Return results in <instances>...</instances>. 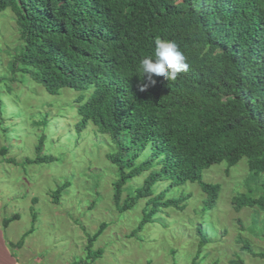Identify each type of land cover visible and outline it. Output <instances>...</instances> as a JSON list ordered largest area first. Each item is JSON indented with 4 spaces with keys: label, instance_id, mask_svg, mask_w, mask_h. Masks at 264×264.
<instances>
[{
    "label": "trees",
    "instance_id": "16d2710c",
    "mask_svg": "<svg viewBox=\"0 0 264 264\" xmlns=\"http://www.w3.org/2000/svg\"><path fill=\"white\" fill-rule=\"evenodd\" d=\"M8 9L21 41L12 74L27 75L52 96L65 89L78 93L72 106L76 135L93 126L115 146L106 155L118 170L115 203L130 179L148 173L120 208L148 199L138 231L162 207L182 209L187 199L163 202L165 193L153 191L157 183H199L206 213L221 189L203 182L211 166L247 159L249 171L264 176V0H0V13ZM156 39L176 41L186 56L189 68L174 81L153 74V84L140 71L143 58L154 59ZM4 94L0 89V108ZM42 123L48 127L46 119ZM46 139L39 137L35 158L25 164L56 161L42 152ZM60 193H54L56 201ZM233 203L264 212V195ZM104 227L88 240L89 260L102 255L89 252ZM199 236L197 257L209 243L200 229Z\"/></svg>",
    "mask_w": 264,
    "mask_h": 264
},
{
    "label": "rangeland",
    "instance_id": "374dc122",
    "mask_svg": "<svg viewBox=\"0 0 264 264\" xmlns=\"http://www.w3.org/2000/svg\"><path fill=\"white\" fill-rule=\"evenodd\" d=\"M20 47L14 14L5 10L0 13V89L5 93L0 108V229L20 264H234L239 258L245 264H264V258L254 255L264 253V212L258 206L237 209L233 203L238 197L259 200L264 195V176L251 173L247 159L203 172V182L221 187L215 207L206 213L207 196L199 183L172 188L169 181L157 183L153 191L165 193L163 202L187 199L182 209L162 207L138 231L148 199L127 211L120 208L148 173L130 179L116 204L118 170L106 157L115 150L111 138L93 126L76 135L72 106L77 92L65 89L52 96L27 75H13L11 64ZM42 134L47 138L43 154L56 161L25 164L35 158ZM56 191L61 192L58 201ZM15 215L18 220L4 228L3 221ZM102 225L89 252L101 250L102 255L89 260L88 240ZM199 229L209 243L197 257ZM19 241L22 247L16 245Z\"/></svg>",
    "mask_w": 264,
    "mask_h": 264
},
{
    "label": "clouds",
    "instance_id": "9594fccd",
    "mask_svg": "<svg viewBox=\"0 0 264 264\" xmlns=\"http://www.w3.org/2000/svg\"><path fill=\"white\" fill-rule=\"evenodd\" d=\"M154 59L149 56L140 61V71L151 83L153 74L164 77L168 81H174L181 72H186L189 68L185 54L181 51L179 45L174 40L156 39L155 40ZM147 85L141 87L145 90Z\"/></svg>",
    "mask_w": 264,
    "mask_h": 264
},
{
    "label": "crops",
    "instance_id": "0c3cea01",
    "mask_svg": "<svg viewBox=\"0 0 264 264\" xmlns=\"http://www.w3.org/2000/svg\"><path fill=\"white\" fill-rule=\"evenodd\" d=\"M4 221L3 227L7 229L9 225L7 227L4 226ZM32 232L33 231H30L29 234H31ZM12 245V243L6 241L4 232H2V230L0 229V264H20V260H18V257L15 256L9 249V247ZM16 245L22 247L24 243L22 241H19Z\"/></svg>",
    "mask_w": 264,
    "mask_h": 264
}]
</instances>
